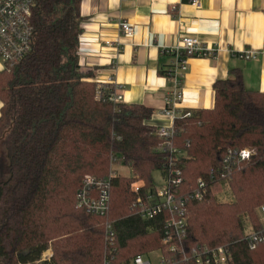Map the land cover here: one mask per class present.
<instances>
[{"label": "trees", "instance_id": "obj_1", "mask_svg": "<svg viewBox=\"0 0 264 264\" xmlns=\"http://www.w3.org/2000/svg\"><path fill=\"white\" fill-rule=\"evenodd\" d=\"M81 1L36 0L32 51L0 70V264H105L106 251L111 264H128L162 248L164 221L141 219L131 205L134 183L142 181L143 193L153 189L152 173L171 166V146L182 152L173 165L184 186L221 168L228 148L254 151L232 166L227 181L216 178L205 200L186 199L185 244L227 245L231 264H264V241L251 247L245 240L250 230L264 236V92L248 89L233 69L214 83V107L183 110L167 140L148 124L152 108L97 99L94 74L79 63ZM112 161L133 176L111 180L109 212L79 208L84 178L107 177ZM225 184L233 199L222 201L217 190Z\"/></svg>", "mask_w": 264, "mask_h": 264}, {"label": "crops", "instance_id": "obj_2", "mask_svg": "<svg viewBox=\"0 0 264 264\" xmlns=\"http://www.w3.org/2000/svg\"><path fill=\"white\" fill-rule=\"evenodd\" d=\"M80 11L82 70L93 72L96 83H116L122 102L152 108V126L172 122L163 115L173 92L165 73L173 61L168 50L185 35L215 47L216 55L189 59L179 113L213 108L214 83L233 69L242 71L248 89L264 92V0H82ZM123 23L132 35L122 32ZM249 51L256 57H241ZM2 106L0 99V115Z\"/></svg>", "mask_w": 264, "mask_h": 264}, {"label": "built area", "instance_id": "obj_3", "mask_svg": "<svg viewBox=\"0 0 264 264\" xmlns=\"http://www.w3.org/2000/svg\"><path fill=\"white\" fill-rule=\"evenodd\" d=\"M36 0H0V60L3 69L19 64L32 51L34 46V28L31 22L32 10ZM199 5V2L195 3ZM122 32L129 36L133 34V27L128 23L121 25ZM173 56L169 66L168 78L173 84V92L165 98L166 105L163 115L171 119V124L159 126L160 136L171 139L174 136V120L180 115L178 108L184 97L183 82L189 68V59L194 57L211 58L216 55L213 46L206 45L191 35H185L179 43L168 50ZM245 59L256 57L255 51H249L241 55ZM97 99L108 101L114 105L122 102V95L118 93V85L96 83ZM187 116L189 113L186 114ZM249 148L241 150L227 149L222 167L217 171L212 170L207 177L189 180L185 183L181 170L173 164L182 155L177 148L169 147L171 166L164 173L165 180L161 187H153L146 192H141V185L134 183L133 188L137 194L132 202L131 209L135 216L144 220L161 219L164 221V236L161 252L156 264H231L232 253L227 245L209 246L196 245L188 248L185 244L188 227V215L186 212V199L189 197L196 201H203L208 196L210 184L220 177L228 180L232 166L240 161L247 160L253 154ZM114 161L111 162L113 166ZM111 166L107 177L86 176L82 187L77 193V206L89 213L106 215L110 210L111 180L118 175ZM263 207V206H262ZM264 227V214L260 217ZM106 239L113 244L116 237L113 223L108 221L105 226ZM245 240L254 247L257 242L264 241L260 231L250 230ZM155 251V250H154ZM112 251L105 253V264H111ZM150 253V252H149ZM146 254H138L132 257L128 264H153ZM47 255L44 259H49Z\"/></svg>", "mask_w": 264, "mask_h": 264}, {"label": "rangeland", "instance_id": "obj_4", "mask_svg": "<svg viewBox=\"0 0 264 264\" xmlns=\"http://www.w3.org/2000/svg\"><path fill=\"white\" fill-rule=\"evenodd\" d=\"M111 166L110 165V168H109V171L111 169ZM112 168L117 171L118 174H120L121 176H125V177H132L133 176V171L132 169L125 165V164H118V163H115ZM152 178H153V184L155 187H161L165 180L162 176V173L159 171V170H155L153 173H152ZM139 184L142 183V181H139L138 182ZM224 188H225V191H221V190H217V194L219 195V199L222 200V201H226V200H231L233 199V195L231 194L230 192V189L228 188L227 184L224 185ZM258 214L260 217H263V214H264V206L263 207H260L258 209ZM52 251L51 249L48 250L47 252H45L44 256H47V255H51ZM160 255H161V252L159 250H155V251H152L150 252L148 255H146V258L147 259H150L152 261L153 264H156L158 261H159V258H160Z\"/></svg>", "mask_w": 264, "mask_h": 264}]
</instances>
